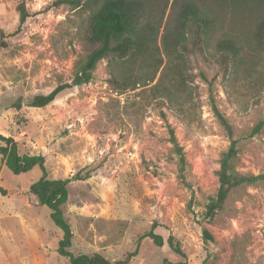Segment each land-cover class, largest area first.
I'll use <instances>...</instances> for the list:
<instances>
[{
    "label": "rangeland",
    "instance_id": "1",
    "mask_svg": "<svg viewBox=\"0 0 264 264\" xmlns=\"http://www.w3.org/2000/svg\"><path fill=\"white\" fill-rule=\"evenodd\" d=\"M55 1L29 0L20 23L21 0H0V42L7 43L0 47V134L13 137L21 154H43L49 178L82 177L70 182L64 206L74 232L70 250L118 260L138 248L126 264H264V180L234 188L212 221L202 215L229 145L212 100L233 125L236 170L264 174L262 78L233 72L191 38L185 112L154 95L163 67L154 81L120 93L107 82V59L90 83L32 107L36 94L71 81L88 27L86 11ZM169 126L188 161L186 181L178 177ZM42 174L39 166L13 173L0 157V264H69L57 250L62 231L51 209L29 192ZM152 226L163 246L140 239ZM170 236L184 256L170 248Z\"/></svg>",
    "mask_w": 264,
    "mask_h": 264
},
{
    "label": "trees",
    "instance_id": "2",
    "mask_svg": "<svg viewBox=\"0 0 264 264\" xmlns=\"http://www.w3.org/2000/svg\"><path fill=\"white\" fill-rule=\"evenodd\" d=\"M28 1L21 0L18 5L20 23L29 16ZM55 5L86 11L88 27L82 36L83 49L75 60L71 81H60L50 92L36 94L29 102L32 107H45L65 89L90 83L99 64L107 59L110 70L107 82L120 93L154 81L163 67L158 82L152 86L154 95L185 112L191 82L187 71L188 55L193 53L189 46L191 38L200 42L207 57L230 65L235 73L264 81V0H57ZM3 46H7L4 41L0 42V47ZM16 106H21L19 100ZM212 107L229 145L219 158V187L209 197L202 214L208 221L224 208L234 188L264 180V174H243L236 170L239 147L233 125L214 100ZM169 129L168 141L178 165V177L186 181L188 161L174 129L171 126ZM259 130L257 125L251 135ZM0 141V157L13 173L27 172L35 166L41 168L43 174L31 184L29 192L38 204L51 209V217L62 231L57 250L68 258L69 264H126L137 254L138 248L123 259L110 260L100 252L73 253L70 248L74 232L64 206L69 200L70 182L82 177L49 178L43 154H21L11 136L0 134ZM203 234L206 241L213 239L206 227ZM146 237L159 246L164 244L163 236L154 231V226L140 239ZM168 243L175 253L185 255L173 236ZM163 264L179 263L165 258Z\"/></svg>",
    "mask_w": 264,
    "mask_h": 264
}]
</instances>
